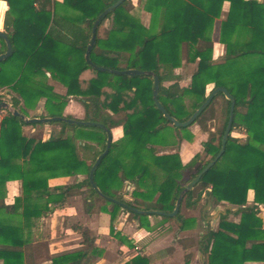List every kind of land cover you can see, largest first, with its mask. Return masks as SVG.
Returning <instances> with one entry per match:
<instances>
[{"label": "trees", "instance_id": "16d2710c", "mask_svg": "<svg viewBox=\"0 0 264 264\" xmlns=\"http://www.w3.org/2000/svg\"><path fill=\"white\" fill-rule=\"evenodd\" d=\"M4 31L12 53L0 61V90L10 89L14 108L27 115L35 101L45 98L46 116H61L67 97L83 103L85 117L109 130L121 128L122 135L111 141L107 154L93 172L99 191L118 201L142 210L172 211L179 192L220 149V140L227 123L230 101L218 92L195 118L201 132L208 138L201 142L202 151L209 156L199 160L197 151L182 164L176 151L181 140L191 141L189 126L173 125L155 106L152 98V76L125 75L96 70L84 53L96 16L116 0H4ZM131 0H124L107 13L110 29L105 37L98 35L89 57L91 61L110 69H139L152 71L159 78L157 99L168 115L185 121L206 99V87H225L234 99L233 120L225 149L219 159L204 172L188 190L182 202L195 206L209 192L213 203L226 201L237 205V223L219 216L216 230L204 245L207 264H243L245 260H264V2L256 0H144L150 14L148 27L131 16ZM227 1L226 17L220 21L218 42L225 46L221 61L212 59L211 33L214 20ZM6 4L0 1V26ZM59 8L73 10V16L59 13ZM80 24L87 28L83 41L78 39ZM67 28L74 34L65 40L59 32ZM184 46V47H183ZM183 47V48H182ZM6 49L0 38V53ZM194 62L195 69L187 86L177 81L168 85L164 77L172 76L181 65ZM66 88L64 96L53 91L42 78L48 76ZM210 89V90H211ZM222 97V125L218 136L209 131L206 114ZM191 100L188 109L185 99ZM22 103L24 106L18 107ZM43 117V116H42ZM60 123L59 133L40 137L25 136L22 118L11 113L0 119V187L8 180H20L22 194L12 205L0 200V245L2 264H21L23 244L22 220L37 218L60 207L72 189L87 188L84 199L86 213L104 212L113 222L119 211L128 212L138 226L150 230L148 215L123 209L119 204L100 196L91 187L88 173L96 157L105 147V131L97 126ZM31 125L35 123H30ZM65 129L70 133L65 134ZM242 130L245 139L239 141L232 131ZM175 147L171 153H157L155 146ZM91 155L88 163L81 157ZM190 168V169H189ZM193 168V169H191ZM182 169L189 176L180 182ZM83 175L74 184L49 186L48 179L59 176ZM136 204L123 198L126 187ZM125 190L124 192L122 190ZM253 191V203L246 205L247 192ZM97 202H102L96 207ZM230 212V211H229ZM157 216L156 214H150ZM163 221L175 219L180 229L195 218L161 216ZM110 233L118 242L125 238ZM71 228L81 236L83 249L53 257L49 264H93L103 250L94 245L96 236L84 225ZM249 243V245H247ZM189 255H185V264ZM123 264H148V258L134 255Z\"/></svg>", "mask_w": 264, "mask_h": 264}, {"label": "crops", "instance_id": "0c3cea01", "mask_svg": "<svg viewBox=\"0 0 264 264\" xmlns=\"http://www.w3.org/2000/svg\"><path fill=\"white\" fill-rule=\"evenodd\" d=\"M0 1L6 4V8L2 12L0 26V30L4 31V15L8 7L6 1ZM55 1L62 2V0ZM143 1L144 0H131L132 7L130 14L138 19L143 26L148 27L150 23V14L145 11ZM256 1L264 2V0ZM228 4L227 1L223 2L219 17L214 20L211 33L212 44L218 42L219 24L220 21L226 17ZM58 10L60 15H74L73 10L70 8L64 10L63 8H59ZM110 25V20L105 19L98 27V35L100 37H105L106 32L110 29ZM62 29L63 30L59 32L64 35L65 40L73 39L74 34L69 33L66 27ZM78 31V39L79 41H83L87 35V28H85L84 24H80ZM218 43L220 45L218 52L219 54H222L225 46L220 42ZM182 54L181 65L173 70L172 76H166L164 77L165 79L171 80L172 82H179L183 76L182 73H180V70L184 71L185 64L195 65L194 62H186L184 53L182 52ZM46 82L52 87L54 92L62 96L66 94V88L57 80L48 76ZM57 85L59 87H56ZM57 89H64V93L59 92ZM65 105L63 106V109L66 108ZM28 111L31 112L32 110L29 109ZM83 111L84 109L79 110L80 113H83ZM194 124L192 126H194ZM27 125L28 124H25L22 127L24 135V128ZM110 131L112 134V140L116 139L114 137L115 132L120 133L118 137L122 135L120 127ZM191 132L196 135L194 136L195 139L197 138V135H201L203 137L201 142L206 140V133L201 131L199 133L196 126L193 127ZM40 138L44 140L42 137ZM176 151L179 153L182 164H186L192 158V155L197 152L194 147V140H181ZM75 178L76 176L74 175L49 178L48 185L56 186L73 184ZM207 192H209V189H207ZM21 194L20 180H8L0 187V200L4 205H12L15 197H18ZM69 202L70 204L64 203L60 207L55 208L51 213L21 221L20 226L22 230L23 244L21 247L17 248L22 252L23 262L21 264H49L50 260L55 256L83 249V245L80 242V234L71 228L72 224L75 223L86 226L96 236L94 245L103 250L101 257H99L93 264H123L136 254L146 256L148 258V264H185V255H189L186 264H207L208 253L205 252L204 245L207 243L205 241L208 238L209 229L210 231L217 229L219 216L221 215L226 216L227 221L234 223L239 221V214L231 212L237 209V205L230 204L223 200L218 203H213L211 197L205 215H211L216 212H219V214L218 217L212 219L209 224L206 223L201 212L205 205L204 194L203 202L201 203L200 200L193 207H187L181 202L179 214L183 218H195V222L188 223L185 229H180L181 222L175 219L172 221H163L160 215H148L151 228L150 230H145L144 228L139 227L137 220L133 219L131 215L124 210H120L116 219L111 222L109 214L107 213H81L80 209L76 207L74 201L70 200ZM252 203L253 191L249 189L247 192L246 205H251ZM200 204H202V207L199 212L198 207ZM259 209V215L262 216L264 206L260 205ZM203 221L206 227V235H204V237L203 235L201 236L199 232ZM111 224L114 231L120 233L125 238L126 242L120 243L111 235ZM247 245H249V243H247ZM3 247L4 246L0 245V253ZM2 263L3 259L0 254V264ZM231 264L237 263L232 262ZM243 264H264V260H245Z\"/></svg>", "mask_w": 264, "mask_h": 264}, {"label": "water", "instance_id": "95a60500", "mask_svg": "<svg viewBox=\"0 0 264 264\" xmlns=\"http://www.w3.org/2000/svg\"><path fill=\"white\" fill-rule=\"evenodd\" d=\"M123 1L124 0H116L111 5L106 7L103 11H101L96 16L95 20L93 21V24L91 26V31H90V39H89V42H88V44L86 46L85 53H84V58H85L86 62L90 66H92L96 70L108 71V72H113V73H117V74H125V75H129V76L143 75V74H147V75L152 76V79H153L152 98H153L154 104H155L156 108L173 125H175L177 127H179V126H190L194 122L195 118L204 109V107L211 101V99L214 97V95L216 93H218V92L223 93L225 98L230 101L227 123H226V126H225L224 131H223L222 136H221L219 151L216 153V155L210 161H208L202 167V169L196 174V176L192 180H190L184 186V188L179 192V194L177 196V199L175 201V205H174L173 210L169 211V212H164V211H160V210H142V209H139L137 207L130 206V205L124 203V202L118 201L116 199L109 198V197L103 195L99 191V189L97 188V186L95 185V183L93 181V172H94L95 168L98 166V164L100 163L101 159L107 154V152L109 150V147H110V143L112 141L111 131L104 124H102L100 122H96V121H89V120H74V119L66 118V117H62V116H49V117L48 116H43V117L25 118L23 116V114H21L17 109H13L11 114L22 118L23 121H25L27 124H30V123H51V122H55V121H63V122L68 123V124L91 125V126H97V127L102 128L105 131V134H106L105 147H104L103 151L96 157V159L93 162V164L91 165V168H90L89 173H88L89 183H90L91 187L95 190V192L98 193L100 196H102L104 198H108L111 201L119 204L122 208L130 210L132 212H136V213H140V214H146V215L156 214V215H160V216L174 217L177 213H179V208H180V205H181L182 198H183L184 194L194 186V184L198 181L200 176L204 172H206L219 159V157L223 154L224 149H225V143L227 141V137H228V135L230 133V129H231V125H232L234 99H233L232 95L228 92V90L225 87L217 86V87H215V88H213V89H211L209 91L206 99L197 107V109L189 116L188 119H186L185 121H178L175 118H173L172 116L167 114V112L165 111L163 105L157 99L159 78H158L156 73H154L152 71H142V70L134 69V68L121 69V70L110 69V68H107V67H103V66L94 64L91 61L90 57H89V53H90V50L92 49V47L94 45V42H95V39H96V29H97L99 23L101 22V20L103 19V17L107 13H109L113 8H115L120 3H122ZM0 38H2L4 40L5 45H6L5 51L0 53V61H1L3 59H6L7 57H9L11 55V53H12V45H11L10 39H9V37H8L6 32L0 30ZM7 107H9V104L7 102H5V101H1L0 102V111H2L4 108H7ZM210 200H211V194L205 192L204 193L205 205L203 206L201 212H202V215H203L206 223H208V224H209V222L212 219L218 217V214H219V212H216V213L211 214V215H205V212H206L207 208L209 207ZM210 232L211 231L209 229L208 238L210 237ZM207 239H206L205 242H207Z\"/></svg>", "mask_w": 264, "mask_h": 264}, {"label": "rangeland", "instance_id": "374dc122", "mask_svg": "<svg viewBox=\"0 0 264 264\" xmlns=\"http://www.w3.org/2000/svg\"><path fill=\"white\" fill-rule=\"evenodd\" d=\"M3 30H5V29L3 28ZM219 46L220 45H219L218 42H215L213 44V46H212V59L215 60V61H221L223 59V57H224V54H225V48H224L223 53L219 54V52H218ZM181 56H183V54ZM184 68H185L184 71L180 70V73H182L183 76L181 77L182 79H180L179 84L182 85V86H187L189 84V82H190V76H191L192 72L195 69V65L194 64H185ZM42 80L45 83H47L46 82V78H44V79L42 78ZM171 82H172L171 80H167L165 78L162 79V83L164 85H168ZM51 83H52V81H51ZM56 87H59V86L57 85ZM211 88H212L211 85L207 86L206 87V93H208ZM57 90L59 92H61V93H64V89H57ZM13 96L16 97V94L13 91H11L10 89H8V88L0 90V102L1 101H5V102H7L9 104V107L4 108L2 111H0V118H2L5 115L10 114L13 109H17V108H14L12 103H11V98ZM66 100H67V102H65L66 103V105H65L66 108L64 107L65 109H62L61 116L62 117H66V118H71V119H74V120H82V119H84V117H85V109L83 107V103L81 101H79L78 99L73 98V97H67ZM222 100H223L222 97H219L216 100V102L214 103L211 111L206 114L207 129L209 131H213L215 133L216 137L218 136L219 128L222 125V109H223L222 108ZM44 101H45V98L37 99L35 101V104L33 105V108H29L32 111L29 112L28 111L29 109H27L28 114L27 115L23 114V116L25 118L46 116V110L44 108ZM185 102H186L187 108L190 109L191 108V100L189 98H186ZM23 106L24 105L22 103H20L18 105V107H21V108ZM81 109H84L83 113L79 112V110H81ZM192 125L193 124H191L188 127V129L190 131H192L193 127L196 126L197 129L199 130V133H200V131H201L200 127L197 124H194V126H192ZM60 129H61V124L60 123H54V122H51V123H35L33 125L28 124L24 128V133L27 136H31V135L32 136H36V137L40 136L43 139H45V138H48V136L50 134L59 133ZM66 133L69 134L70 131L68 129H65V134ZM119 134H120L119 132H115L114 133V137L117 138ZM194 136H196V135L193 134L194 147L196 148V151H199V153H200L199 160H202V161L207 160L209 158V156L206 155L202 151V146H201V143H200L202 141L203 137L201 135H197V138L195 139ZM232 136L236 137L241 142V141H243L245 139L246 135H245V133L242 130H237V131H232ZM207 138H208V133L206 134V139ZM174 148L170 147V146L169 147H161V146H158V145L155 146V150H156L157 153H171V152H174ZM80 154H81L82 158L87 159L86 161L88 163L91 161L90 160L91 159V155L89 153L81 151ZM189 169L188 170L187 169H182V171H181V173H182L181 177L182 178H181L180 182L183 183V180L187 179V177L189 176ZM191 169H193V168H191ZM74 176H76V178H75L73 184L76 183L77 181L81 180L84 177L83 175H74ZM63 185H65V184H63ZM125 189H126V192L124 193L123 198L125 200L131 201L133 204H136L135 199H137V198H134L133 196L130 195V191L132 189V186H127ZM72 191L76 192V193L74 195L68 197L64 203L70 204V202H69L70 200L74 201L76 207L78 209H80L81 213L83 212V213L87 214L84 211V208H85L84 199L87 196V188L86 187L83 188L82 191H80L79 189L73 188ZM122 191L124 192L125 190L123 189ZM137 200H139V199H137ZM202 202H203V197L201 199V203ZM101 203L102 202H97L96 207L98 206V204L100 205ZM201 205L202 204H200L199 207H198L199 208V212H200L201 207H202ZM199 232H200L201 236L203 235V237H204V235H206V227H205L204 221H203V224H201Z\"/></svg>", "mask_w": 264, "mask_h": 264}]
</instances>
